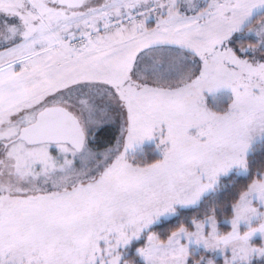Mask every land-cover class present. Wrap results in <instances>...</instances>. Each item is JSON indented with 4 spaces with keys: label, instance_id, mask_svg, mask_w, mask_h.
Masks as SVG:
<instances>
[{
    "label": "snow or ice",
    "instance_id": "obj_1",
    "mask_svg": "<svg viewBox=\"0 0 264 264\" xmlns=\"http://www.w3.org/2000/svg\"><path fill=\"white\" fill-rule=\"evenodd\" d=\"M0 264H264V0H0Z\"/></svg>",
    "mask_w": 264,
    "mask_h": 264
}]
</instances>
